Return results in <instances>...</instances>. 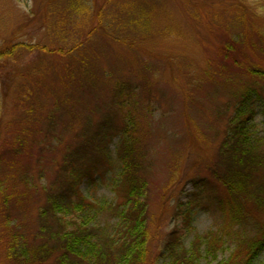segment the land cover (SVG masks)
<instances>
[{
    "label": "rangeland",
    "instance_id": "374dc122",
    "mask_svg": "<svg viewBox=\"0 0 264 264\" xmlns=\"http://www.w3.org/2000/svg\"><path fill=\"white\" fill-rule=\"evenodd\" d=\"M2 52L0 189L8 182L25 196L11 214L31 243L71 174L97 162L95 180L75 188L92 202L115 200L125 129L145 165L151 261L162 264L173 233L188 249L211 234L217 259L202 264H220L264 228L252 201L242 225L223 211L228 194L215 177L226 172L220 147L241 96L264 100V0H0ZM255 111L250 131L260 138L264 107ZM19 139L26 146L11 169ZM8 234L0 213V264H12Z\"/></svg>",
    "mask_w": 264,
    "mask_h": 264
},
{
    "label": "trees",
    "instance_id": "16d2710c",
    "mask_svg": "<svg viewBox=\"0 0 264 264\" xmlns=\"http://www.w3.org/2000/svg\"><path fill=\"white\" fill-rule=\"evenodd\" d=\"M9 53H0V59L10 56ZM258 100L256 103L257 100L247 94L241 96L237 103L220 147L226 172L215 176L228 194V202H220V206L239 225L251 219V201L259 211L264 212V174L262 179L256 178L259 169L264 168V155L259 152L264 136L255 138L250 131L255 106L260 104L264 107V100ZM122 135L117 170L111 184L115 200L92 202L85 197V193L75 188L84 179L95 180L97 162L71 174L68 189L64 188L61 192L54 190L47 205L41 209L40 241L31 243L12 220L11 204L15 203L13 208L17 209L21 203L18 198L25 196L10 191L8 182L2 183L6 186L3 191L0 189V213L5 234L9 232L8 236L11 235L5 250L12 264H158L159 261H151L149 187L143 172L145 165L136 150V142L131 139L130 130L125 129ZM16 145L14 156L7 163L11 169L16 167L19 154L26 146L22 139ZM72 165L71 162L69 166ZM70 171L72 169L68 168L66 172ZM26 186L31 187L30 183ZM103 213L111 216L105 227L97 221ZM74 217L78 219L74 220ZM67 226L72 228L69 230ZM255 235L245 242V253L231 256L220 264H264V228ZM214 240L211 234L198 237L188 249L173 233L159 257L162 264H202L203 260H216V248L212 245ZM205 246L207 249L204 250Z\"/></svg>",
    "mask_w": 264,
    "mask_h": 264
}]
</instances>
